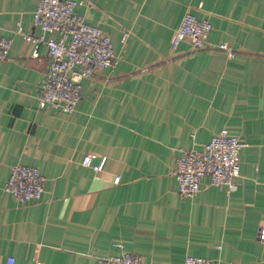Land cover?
I'll return each instance as SVG.
<instances>
[{"label":"crops","instance_id":"0c3cea01","mask_svg":"<svg viewBox=\"0 0 264 264\" xmlns=\"http://www.w3.org/2000/svg\"><path fill=\"white\" fill-rule=\"evenodd\" d=\"M37 3L0 0V35L11 39L0 61V264H100L120 249L140 264H183L186 254L264 264V0H82L77 12L109 34L119 61L81 79L69 113L37 97L47 49L33 56L21 34L40 32ZM186 11L210 22L207 42L171 50ZM223 129L245 142L236 189L203 179L181 196L180 150ZM15 163L38 167L37 200L4 190Z\"/></svg>","mask_w":264,"mask_h":264},{"label":"built area","instance_id":"2783aa9c","mask_svg":"<svg viewBox=\"0 0 264 264\" xmlns=\"http://www.w3.org/2000/svg\"><path fill=\"white\" fill-rule=\"evenodd\" d=\"M81 3L82 0H38L32 21L40 32L21 33L32 45L33 56L37 55L39 44L45 45L47 49L49 65L38 88V99L67 113L74 109L79 99L81 79L91 76L101 67L112 69L119 61L109 34L87 23L77 12ZM211 28L209 21L198 19L186 11L172 33L170 49L175 50L183 39L190 42L192 49H201L207 42ZM47 32L57 33L58 38L46 37ZM128 36L127 32L122 34V43ZM10 43V38L0 35V61L7 59ZM218 48L229 57L234 56V51L227 43H219ZM244 145L245 142L238 136L229 135L223 129L214 133L199 148L181 149L174 167L178 193L186 197L194 195L199 191L203 179H206L208 185L236 189L240 152ZM89 158L86 155L83 163L88 162ZM104 161L105 158H102L92 168L101 170ZM118 178L115 177L114 181L117 182ZM42 183L43 176L38 167L15 163L10 167L3 188L20 202H27L40 197ZM257 237L264 243V225L259 227ZM4 264H14V257L7 256ZM100 264H140V258L135 253L120 249L102 259ZM183 264H212V261L202 256L186 254Z\"/></svg>","mask_w":264,"mask_h":264}]
</instances>
